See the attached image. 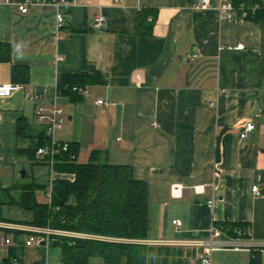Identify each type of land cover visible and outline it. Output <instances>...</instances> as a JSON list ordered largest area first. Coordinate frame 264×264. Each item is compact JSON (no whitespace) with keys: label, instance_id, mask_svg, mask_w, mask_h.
I'll return each instance as SVG.
<instances>
[{"label":"crops","instance_id":"crops-1","mask_svg":"<svg viewBox=\"0 0 264 264\" xmlns=\"http://www.w3.org/2000/svg\"><path fill=\"white\" fill-rule=\"evenodd\" d=\"M257 1L264 7V0ZM198 2L0 0V44L11 49L10 60H0V83L24 85L0 98V181H39L33 172L26 180L20 175L32 163L16 155L17 147L29 145L19 142L18 121L25 119L38 131L45 124L36 118L37 105L47 112L59 105L70 122L68 130L66 122L60 128L59 140L79 142L78 158L89 160L97 151L101 159L131 165L134 178L147 183L145 243L174 249L168 264H201V243L222 221L247 225V237L263 243L264 264V19L240 22L219 9L220 0H210L208 9H198ZM22 3H30L27 12L19 9ZM145 8L157 10L151 36L138 35ZM100 16L102 26L95 28ZM13 64L25 67L26 79L15 78ZM96 70L106 81L78 91L81 99L59 95L65 74ZM249 122L254 128L241 139ZM52 176L60 174L50 172L49 183ZM47 191L45 200L37 194L40 202L48 201ZM6 209L5 218L27 220L6 215ZM27 238L20 233L15 241L14 233L0 228V264L11 247L24 264L42 260L44 246H25ZM157 258L162 264L164 255ZM250 259L249 248L220 247L211 264H250Z\"/></svg>","mask_w":264,"mask_h":264},{"label":"trees","instance_id":"trees-1","mask_svg":"<svg viewBox=\"0 0 264 264\" xmlns=\"http://www.w3.org/2000/svg\"><path fill=\"white\" fill-rule=\"evenodd\" d=\"M51 1V0H46ZM238 7L240 3L248 6L259 4L257 0H232ZM260 21L264 19V7L249 12L247 18ZM157 21L155 8L141 9L138 18V35L151 36ZM79 31V29H74ZM0 60H10L11 49L1 43ZM15 78L26 79L24 66L13 64ZM106 81L104 74L94 73L65 74L58 86V93L71 101L82 98L78 91L89 85ZM18 139L28 141L27 147H17L16 155L24 156L32 164H47L38 159L37 150L51 142V136L44 125L35 131L25 119L18 121ZM64 142V141H62ZM68 149L56 153L53 171L73 175V178L55 177L52 181L51 197L40 202L37 191L47 185L36 182H14L5 185L0 181V222L25 224L28 226L52 228L69 235H51L50 241L61 249V264H92L93 259H102L104 264H159L158 255H164L162 264H168L167 258L174 253L171 247L153 248L145 243L148 238V193L147 183L134 178L132 166L111 163L101 159L93 151L88 162H79V142L69 141ZM28 174H26V177ZM48 191L46 193H48ZM5 206H15L30 214L28 220H9L3 215ZM229 236H235L236 230L247 231L243 222H216ZM8 229V228H7ZM14 233L15 241L22 232ZM29 234V233H27ZM11 243V240H10ZM261 248L251 249L250 264H261ZM24 264L22 255L11 247L8 257L2 264ZM33 264H46L45 258ZM175 264H184L181 260Z\"/></svg>","mask_w":264,"mask_h":264},{"label":"built area","instance_id":"built-area-1","mask_svg":"<svg viewBox=\"0 0 264 264\" xmlns=\"http://www.w3.org/2000/svg\"><path fill=\"white\" fill-rule=\"evenodd\" d=\"M46 0H31V3H39V2H45ZM30 4V3H29ZM28 3H22L19 5V9L22 12H27L29 9ZM210 6V0H199L197 3L198 9H208ZM259 7V4H254L252 6H248L245 3H240V5L237 7L232 0H220L219 9L226 13L228 17H234L237 16V19L240 22H244L249 12H254ZM64 20V16L62 13L57 14V21L59 25H62V22ZM104 21V17L100 16L95 22H93V26L95 28H100L102 26V23ZM238 49H243L244 45L239 44L237 45ZM24 85L17 82H9V83H0V98H7L13 95L14 93L18 91H23ZM26 96L30 99H38L39 97L37 95H32L29 93H26ZM97 104H104V101L102 99L96 100ZM36 118L40 123H43L47 127V132L51 136V142L44 146L40 147L37 150L36 156L38 159H43L47 162H49V167L51 169V173L55 172L52 169V165L54 163V158L57 152H59L61 149L66 150L68 149V143L58 141L54 138V132L57 129H60L64 123L66 122V115L64 113V110L61 106L55 105L50 111H46L44 106L39 104L36 107ZM254 128V124L249 122L247 123L244 130L240 133V138L244 139L247 137L250 131H252ZM54 177L52 176L49 186L50 189L47 193V198L50 200L51 197V189H52V181ZM178 185H173L172 189L175 191L178 187ZM195 191L200 193L202 192L201 186H195ZM253 191L256 194H259V185H254L252 187ZM173 223L180 227L182 225V221L180 219L173 220ZM4 228H20L25 231H27L28 238L25 240L24 245L25 246H32L36 240L40 241L41 239H45L46 244L48 241H50L51 235H69V233L52 229L49 227L41 228V227H34V226H28V225H12L8 223H0V227ZM247 231H242L237 229L235 236H229L228 233L224 231V229L218 225H214L211 228V237L205 241L204 243H201L202 245V252L199 256L201 264H211V257L212 253L220 247H234V248H242L246 247L249 249H252L253 247L261 248L263 246V243L260 242H254L250 240L248 237ZM6 244L10 243V239L6 238L4 239ZM14 264H18L17 260H14ZM61 264V263H58Z\"/></svg>","mask_w":264,"mask_h":264},{"label":"rangeland","instance_id":"rangeland-1","mask_svg":"<svg viewBox=\"0 0 264 264\" xmlns=\"http://www.w3.org/2000/svg\"><path fill=\"white\" fill-rule=\"evenodd\" d=\"M69 121L67 120L65 125L63 126L64 128V131L68 130V125H69ZM60 134H63L62 131L60 129H57L55 132H54V138L58 141L59 140V136ZM86 142V141H85ZM88 159H85L83 158L82 156H80L78 158V161L79 162H88L87 161ZM27 166V165H26ZM26 166H23L22 169H26L28 170V177L27 178H30V175H32V172L33 174H35L36 176H39V183L40 184H44V185H47V189H50V186H49V178H50V168L48 166H44V165H38V164H30L28 169ZM31 166V168H30ZM33 167V169H32ZM39 174V175H38ZM60 176L59 177H62V178H67V174L66 173H59ZM27 178H23L24 180H26ZM39 194V198L40 199H43V195L45 194V189L42 188L40 190L37 191ZM45 200V199H43ZM10 209L9 211L7 212V209L5 210L6 211V215L10 212L12 217H19V218H22V219H26L27 220L30 218V214L27 213L26 211H23L15 206H9ZM4 211V213H5ZM0 223H6V222H0ZM8 224H12V225H15L14 223H8ZM18 225H25V224H18ZM1 229H6V230H13L15 232H22L23 234H26L27 231L23 230V229H20V228H4L3 226L0 227ZM12 239H13V235L11 236ZM39 241L36 240L34 242V246L38 245ZM44 246V258H45V263L46 264H58L59 262L62 263V259H61V249L60 247H58L57 245H54L53 242L51 241H48V243L46 245H43ZM92 264H104L103 260L102 259H99V258H96V259H93L92 261ZM123 264H125L123 262Z\"/></svg>","mask_w":264,"mask_h":264},{"label":"water","instance_id":"water-1","mask_svg":"<svg viewBox=\"0 0 264 264\" xmlns=\"http://www.w3.org/2000/svg\"><path fill=\"white\" fill-rule=\"evenodd\" d=\"M26 172L27 171L25 169H22L20 171V175H21L22 178H24L26 176ZM38 244L45 245L46 244L45 239H41Z\"/></svg>","mask_w":264,"mask_h":264},{"label":"bare ground","instance_id":"bare-ground-1","mask_svg":"<svg viewBox=\"0 0 264 264\" xmlns=\"http://www.w3.org/2000/svg\"><path fill=\"white\" fill-rule=\"evenodd\" d=\"M46 186V185H45Z\"/></svg>","mask_w":264,"mask_h":264}]
</instances>
